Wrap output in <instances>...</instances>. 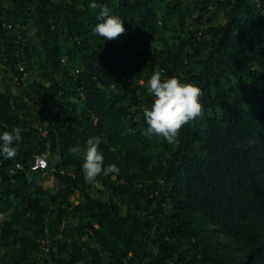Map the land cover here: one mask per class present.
<instances>
[{
	"label": "trees",
	"instance_id": "trees-1",
	"mask_svg": "<svg viewBox=\"0 0 264 264\" xmlns=\"http://www.w3.org/2000/svg\"><path fill=\"white\" fill-rule=\"evenodd\" d=\"M96 2L118 38L89 0H0V264H264V0ZM157 72L203 91L172 143L141 134ZM96 136L120 172L89 183Z\"/></svg>",
	"mask_w": 264,
	"mask_h": 264
},
{
	"label": "clouds",
	"instance_id": "clouds-1",
	"mask_svg": "<svg viewBox=\"0 0 264 264\" xmlns=\"http://www.w3.org/2000/svg\"><path fill=\"white\" fill-rule=\"evenodd\" d=\"M90 9L99 8L97 20L93 28L94 34L105 40L118 38L125 32L123 20L110 14L107 6L99 5L96 0H89ZM147 92L153 97L150 107H145L143 117L146 127L141 134L146 137L157 136L168 143L174 142L182 126L201 117L203 105L202 89L192 83L181 82L179 77L162 78L160 73H154L147 81ZM21 129L13 127L0 132V157L13 159L17 155L16 145L21 141ZM100 136L87 141L86 149L73 146L69 152L72 156L83 155L81 165L84 178L89 183L96 182L98 177L119 175L120 169L115 164H105L100 145Z\"/></svg>",
	"mask_w": 264,
	"mask_h": 264
},
{
	"label": "built area",
	"instance_id": "built-area-1",
	"mask_svg": "<svg viewBox=\"0 0 264 264\" xmlns=\"http://www.w3.org/2000/svg\"><path fill=\"white\" fill-rule=\"evenodd\" d=\"M259 6V4H257ZM33 126L37 129V131L39 132V134L41 135V137L45 138L47 136V127L48 124L47 122H37V123H33ZM22 167L20 164H17L15 166V169L10 170V173H14L15 170H21ZM30 171L32 172H37V171H44L47 172L48 171V161H47V155H41V156H37L34 159L33 164L30 166ZM52 173H56L57 171H55L54 169L51 171ZM60 175H64L66 174L64 171L59 172ZM69 177H72L70 175V173H68Z\"/></svg>",
	"mask_w": 264,
	"mask_h": 264
},
{
	"label": "rangeland",
	"instance_id": "rangeland-1",
	"mask_svg": "<svg viewBox=\"0 0 264 264\" xmlns=\"http://www.w3.org/2000/svg\"><path fill=\"white\" fill-rule=\"evenodd\" d=\"M45 182H42V185L44 186ZM41 184V183H40ZM44 188L46 189V191H54V184L52 182H49V184L45 185Z\"/></svg>",
	"mask_w": 264,
	"mask_h": 264
},
{
	"label": "crops",
	"instance_id": "crops-1",
	"mask_svg": "<svg viewBox=\"0 0 264 264\" xmlns=\"http://www.w3.org/2000/svg\"><path fill=\"white\" fill-rule=\"evenodd\" d=\"M47 184H49V182H48V181H46V182L44 183V186H45V185H47Z\"/></svg>",
	"mask_w": 264,
	"mask_h": 264
}]
</instances>
